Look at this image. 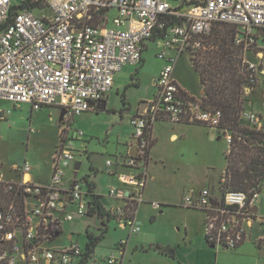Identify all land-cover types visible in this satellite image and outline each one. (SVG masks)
Wrapping results in <instances>:
<instances>
[{
	"label": "built area",
	"instance_id": "built-area-1",
	"mask_svg": "<svg viewBox=\"0 0 264 264\" xmlns=\"http://www.w3.org/2000/svg\"><path fill=\"white\" fill-rule=\"evenodd\" d=\"M37 1L0 0V100L14 108L26 104L31 111L53 106L64 114L46 183L34 181L27 160L8 167L0 162V264H82L85 251L80 244L56 245L63 226L88 216L92 207L89 182L84 176L83 186L74 169L81 154L74 141L84 136L72 128L75 118L95 111L109 95L116 74L140 64L145 42H155L156 57L164 62L154 81L156 93L142 112L130 118L131 143L116 163L129 170L118 173L120 184L132 189L109 188L108 196L121 200L122 206L105 208L116 225L128 228L129 236L137 234L134 216L144 202L154 122L164 118L174 124H202L219 130L228 148L241 140L221 127L220 110L203 107L176 82L175 65L184 54L200 49L202 39L215 29L230 26L235 29L234 45L258 61L246 67L253 87L257 74L264 76V47L259 44L264 40V0H41L39 7L34 5ZM240 120L264 134L261 114L242 111ZM133 146L135 157L129 155ZM105 167L114 174L111 160ZM258 200L259 187L227 190L220 198L191 191L181 206L204 214L208 246L234 250L249 239L254 223L264 230V218L252 212ZM149 205L154 211L161 208L156 202ZM126 242L121 240L115 249L122 254ZM92 255L84 264H94L95 259L89 260ZM103 261L121 264L122 257L112 252Z\"/></svg>",
	"mask_w": 264,
	"mask_h": 264
},
{
	"label": "rangeland",
	"instance_id": "rangeland-1",
	"mask_svg": "<svg viewBox=\"0 0 264 264\" xmlns=\"http://www.w3.org/2000/svg\"><path fill=\"white\" fill-rule=\"evenodd\" d=\"M41 13L49 12L43 10ZM113 15L114 12H110L109 17L112 18ZM208 37L202 39L200 49L184 54L179 59L173 73L176 82L187 91L190 97L198 100L204 98L207 87L199 82L193 65L205 62L203 45ZM259 44L264 47V40H260ZM156 53L155 42L146 41L142 63L137 66H126L116 74L112 89L108 97L104 99L106 101L105 110L83 113L75 118L72 124L73 129L84 133L81 141H74L75 149L81 151L77 159L81 163L77 179L83 186L85 175L88 176V180H94L97 191L103 197L107 195L109 188H121L117 177L110 176L106 172V161L111 160L114 164L119 161L120 155L126 154L132 133L129 120L140 113L137 112L139 102L148 103L156 93L154 81L164 66V62L156 57ZM240 55L245 69L248 63H258L250 52H242ZM261 68H263L262 65H260ZM262 87H264V76L257 74V82L253 88L243 92L244 102L253 100L251 103H246V109L243 106L244 112L259 111L264 117V108L261 106L260 98L251 95L254 92H263ZM7 111L9 114H6ZM2 112L5 115L3 114L0 118V162L8 167L27 160L36 178L45 179L50 171L51 156L59 140L60 111L53 106L43 107L36 111H31L28 105L14 108L9 102L0 100V113ZM238 123L241 128L246 126L245 120H239ZM150 133L151 146L148 152L147 172L153 179L146 185L144 194L157 198L155 201L163 205L164 213L159 215V211H153L149 205H142L139 221L142 222L141 231L145 232L146 236L140 232L134 239H138V243H141L140 236L144 235L142 241L158 245V243L178 239L177 228L180 229V234L183 232L181 223L184 220V213L166 210L165 203L179 205L190 190L195 193L201 190L208 194L217 193L218 195H222L227 190H236L231 183L233 180L231 172L224 178L225 170L221 171L227 166L225 158L235 156L232 164L236 163V155L240 152L233 146L228 148L219 130L210 129L198 123L174 124L160 118L151 125ZM172 135L177 136L175 141H171ZM252 155L259 156L258 162L261 165L259 168L264 170V147L256 142L247 144V156ZM115 157H118V160H115ZM237 164L240 170L246 166V163L242 164V162ZM233 167L235 168L236 165L231 166ZM91 168L94 171H91ZM128 172L129 170H124L121 173ZM217 175H219L218 181L210 192L206 188L212 177ZM259 177L261 179L256 182L255 186L250 187L251 183H247L238 190L248 191L253 187H260L264 183V171ZM107 218L110 220L108 231L101 243L96 246L95 253L89 260L106 257L112 252L119 258L122 257L120 251L115 248L121 240L126 239L129 230L116 225L111 215ZM152 219L154 221L151 223ZM101 228L102 222L97 216L77 218L63 226V233L58 237L56 245L62 246L63 243H68L66 238L70 232H73V236L78 238L80 246L83 247L86 242L85 231L88 230L98 236ZM255 249V247L248 248L242 256H238L236 263L230 258L232 251L222 252L227 254L225 257L227 264H264V253L257 254ZM131 254L132 251L126 253L124 264L131 259ZM140 254L144 256L143 253ZM198 257L200 258L199 255Z\"/></svg>",
	"mask_w": 264,
	"mask_h": 264
},
{
	"label": "trees",
	"instance_id": "trees-1",
	"mask_svg": "<svg viewBox=\"0 0 264 264\" xmlns=\"http://www.w3.org/2000/svg\"><path fill=\"white\" fill-rule=\"evenodd\" d=\"M40 2L41 0L34 2V5L39 7ZM228 27L223 25L215 29L207 38L203 45L205 49V62L200 65L194 64L193 70L197 73L199 82L207 87L204 98L201 100L203 107L220 110L222 113L221 127L230 130L233 136L241 138L233 146V148H237L240 152V154L236 155V163L232 164L235 156L225 158L227 160L225 173L228 175L231 172V177H233L232 186L238 190L243 188L247 183H251L250 187L255 186L256 182L261 179L259 176L264 170L259 168L261 166L258 162L259 156H247V144H254L256 142L264 147V134L249 129L247 124L243 128L239 126L240 114L246 103L242 99L244 88L253 87L248 83L249 72L241 62L240 53L242 51L233 43L235 29ZM238 162H242V164L246 163V166L240 170L241 168L237 167ZM234 165L236 167L231 168ZM256 177L258 178L255 179ZM87 186L92 199V207L89 209L88 216L94 215L100 220L105 218L107 221V217L109 216L99 203L100 198L93 194L91 183H87ZM106 232L107 230L103 229L98 236L86 233L85 253L82 264L94 253L96 246L104 238ZM157 248L165 254L173 255V250Z\"/></svg>",
	"mask_w": 264,
	"mask_h": 264
},
{
	"label": "crops",
	"instance_id": "crops-1",
	"mask_svg": "<svg viewBox=\"0 0 264 264\" xmlns=\"http://www.w3.org/2000/svg\"><path fill=\"white\" fill-rule=\"evenodd\" d=\"M262 88H264V87H262ZM257 89H259V88H257ZM251 95H253V97H254V95H256L257 98H260L261 106L264 108V91L263 92H257V93L254 92V93H251ZM251 102H253V100L246 102V103H251ZM246 103L244 104L245 109H246ZM24 105H26V104H24ZM95 111H98V110L96 109ZM137 112H138V110H137ZM255 112L261 114L259 111H255ZM173 137L177 139L176 135H172L170 137V139H172ZM123 156L122 155L119 156V161H121ZM117 158L118 157H115V160H118ZM119 161L115 162L113 164L112 169H111V171H113L114 174L108 173V175L117 177L118 173L124 172V169L119 168L116 165V163H118ZM147 164L148 163L146 162V169H147L146 171H148ZM49 167H50V165H49ZM225 169H223L221 172H223ZM90 170L94 171V169H92V168ZM50 172H51V170L49 171V174L45 179H40V178L37 179L35 174L33 173V171H32V176H33V179L36 183L43 184V183H46L48 181V178L50 176ZM219 175L212 177V180L209 181V185L206 189L209 190L210 192H212L213 187L216 185L218 178H219ZM71 177H72V172L68 171L67 175H66V179L69 180ZM85 177L88 180V176L85 175ZM152 179H153V177H149L148 172H147V180H146L145 187L143 190V201L144 202L139 203L137 210H136V213H135V216H134L136 224H138L140 230L137 234H133L130 236L126 235L125 240H127V242H126V245H125L124 250L122 252L121 264H124V258H125V255L128 251H132V254H131L132 260L130 259L127 264H165V263H167V264H227V262L225 260V257L227 256V254H225L222 251H232L233 253L230 254V258H232L233 261H235V263H236L238 256H242V254L248 248L252 249V247H255L257 254L258 253L259 254L264 253V230L261 226H259L256 223H254L252 225V228L250 230L249 239L244 241L243 243H241L234 250L212 248V247L207 246V243L205 242L204 227H203L204 214L201 211H195V210L186 209V208L182 207L181 206L182 200L179 203V205H175L172 203H165L166 204L165 205L166 210H175L177 212L184 213V220L181 223V227L183 228V232L180 234V229L177 228V235L179 236L178 239H175L172 242L166 241L164 243H158V245H153L152 243L150 244V243H145L144 241H142L144 238V235H142V236L139 235L141 237V243H138V239H134V237L138 236V234H140V232H142L141 231L142 222L139 221V219H140V216H139L140 207L142 205H149L150 202H156L155 200L157 199V198H154L153 196H145V194H144V191L146 189V185ZM88 182L92 184V187H93L92 192H93V194H95L96 196H98L100 198L99 203L102 205L103 208L122 206L121 200L112 199L111 197L108 196V193L105 197H103L97 191L94 180H88ZM121 188L129 189V190L132 189L131 187H128V186L124 187L122 185H121ZM191 191L192 190H190L189 192H191ZM200 191H198V192H200ZM198 192H196V194ZM210 195L213 197H216V198H220L222 196V195H218L217 193H211ZM160 206H161V208L158 210L159 211L158 214L162 215L164 213V209L162 210L163 205H160ZM252 212L257 217L264 218V183L259 187V200L256 203V205L252 208ZM196 216L198 217V220H197ZM153 221H154V219H152L150 222L152 223ZM101 222L104 223V224H102L101 229L102 230L106 229L108 231V228H109L108 224L110 223V220L106 221L105 218H103V220H101ZM144 227L146 229L147 226L145 225ZM86 233H90V232L88 230H86L85 236H86ZM142 233L145 234V232H142ZM73 234H74L73 232H70L68 234V236L66 238L68 240V242L74 241V238H75V242L80 244V242H78V238L74 237ZM90 234H92V233H90ZM145 236H146V234H145ZM258 238H262L263 241H261L260 243L259 242L256 243ZM103 239L104 238H102V240ZM101 241L99 242V244L101 243ZM196 242H197V245H195ZM148 244H150V245H148ZM84 246H85V244H84ZM156 246L160 247L161 249L173 250V255L171 256L169 254L163 253ZM95 250H94V253H95ZM140 253H143L144 256H142ZM198 255L200 256V258L198 257ZM145 256H146V258H144ZM103 258H105V257H98L95 259V261L93 263L94 264H105L103 261Z\"/></svg>",
	"mask_w": 264,
	"mask_h": 264
},
{
	"label": "water",
	"instance_id": "water-1",
	"mask_svg": "<svg viewBox=\"0 0 264 264\" xmlns=\"http://www.w3.org/2000/svg\"><path fill=\"white\" fill-rule=\"evenodd\" d=\"M261 34H263V32H261ZM144 103L145 104H147V102H145L144 101ZM91 106V105H90ZM105 108H106V101L105 100H103V101H101L100 103H98L97 104V106H96V109L98 110V111H103V110H105ZM143 107H140L139 108V112H142L143 111ZM63 114H64V111H61L60 112V119H61V117L63 116ZM2 117V113H0V118ZM136 152H137V150H136V148L133 146L131 149H130V151H129V155L130 156H132V157H135L136 156ZM80 165H81V163L80 162H76L75 163V165H74V169L77 171L79 168H80ZM76 176V173L74 174V177ZM127 195V194H126Z\"/></svg>",
	"mask_w": 264,
	"mask_h": 264
},
{
	"label": "flooded vegetation",
	"instance_id": "flooded-vegetation-1",
	"mask_svg": "<svg viewBox=\"0 0 264 264\" xmlns=\"http://www.w3.org/2000/svg\"><path fill=\"white\" fill-rule=\"evenodd\" d=\"M145 106H146V104L143 101L139 102L138 111H139L140 107H145Z\"/></svg>",
	"mask_w": 264,
	"mask_h": 264
},
{
	"label": "bare ground",
	"instance_id": "bare-ground-1",
	"mask_svg": "<svg viewBox=\"0 0 264 264\" xmlns=\"http://www.w3.org/2000/svg\"><path fill=\"white\" fill-rule=\"evenodd\" d=\"M175 139H176V138L173 137V138L171 139V141H175Z\"/></svg>",
	"mask_w": 264,
	"mask_h": 264
}]
</instances>
